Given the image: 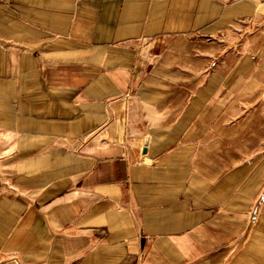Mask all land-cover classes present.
Segmentation results:
<instances>
[{
    "label": "crops",
    "instance_id": "1",
    "mask_svg": "<svg viewBox=\"0 0 264 264\" xmlns=\"http://www.w3.org/2000/svg\"><path fill=\"white\" fill-rule=\"evenodd\" d=\"M0 264H264V0H0Z\"/></svg>",
    "mask_w": 264,
    "mask_h": 264
}]
</instances>
